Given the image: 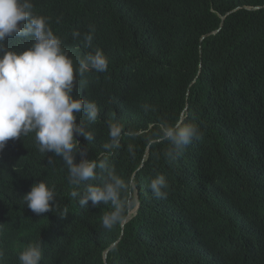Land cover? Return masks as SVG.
<instances>
[{"label": "trees", "instance_id": "16d2710c", "mask_svg": "<svg viewBox=\"0 0 264 264\" xmlns=\"http://www.w3.org/2000/svg\"><path fill=\"white\" fill-rule=\"evenodd\" d=\"M32 3L74 69L78 57L96 48L108 58L106 72L77 78L73 97L95 101L99 117L90 126L93 141L74 138L88 149L85 158L107 156L109 167L130 182V207L137 193L139 209L122 229L104 230L101 217L111 205L89 201L81 208L79 197L70 196L100 184L99 176L74 188L62 159L39 153L33 135L10 139L0 152L6 264H19V253L40 241V264H264V0ZM90 25L95 32L86 48L80 41ZM74 31L80 38L73 39ZM30 42L9 37L5 45L22 51ZM144 104L155 110L145 112ZM180 118L198 125L202 138L168 161V142H154L155 125ZM109 122L135 137L122 136L120 148L105 150ZM81 158L78 153L76 162ZM160 174L169 185L164 199L148 188ZM41 181L54 189L67 217L56 209L36 216L24 204L22 197Z\"/></svg>", "mask_w": 264, "mask_h": 264}, {"label": "clouds", "instance_id": "9594fccd", "mask_svg": "<svg viewBox=\"0 0 264 264\" xmlns=\"http://www.w3.org/2000/svg\"><path fill=\"white\" fill-rule=\"evenodd\" d=\"M33 9L32 0H0V152L8 140L33 135L39 153H52L62 159L68 182L74 188L99 176L100 184L89 183L83 193L73 190L70 196L79 197L81 208L88 207L89 201L93 207L111 205V210L101 217V227L106 231L117 226L122 229L139 209L137 193L133 196L134 205L130 207L131 202L125 198L130 182H125L114 168L109 167L107 156L95 160L85 158L88 149L82 148L79 140L74 138L75 133L87 142L93 141L90 126L99 117L95 101L83 99L79 94L73 97L77 78L91 71L106 72L108 58L96 48L82 58L78 57L74 69L73 60L64 51L62 41L50 28L48 19L34 14ZM94 32V26L90 25L80 45L91 47ZM72 36L78 39L81 33L74 31ZM9 37H30V46L22 51L10 50L5 45ZM142 107L145 112L155 110L148 104ZM81 114L84 119L77 123ZM155 127L154 142H168L169 146L163 152L168 161L175 159L193 140L202 138L198 125L185 123L183 118L171 124L161 120ZM108 129L109 141L103 144V148L109 152L121 147L122 136L136 135L135 132L124 131L118 123L109 122ZM127 150L135 155L131 144ZM78 153L82 158L77 163ZM48 162H52L51 156ZM148 188L155 198L164 199L169 185L165 176L160 174L149 181ZM22 201L36 216H43L54 209L62 219L68 214L67 209H59L54 189L44 181L34 184ZM41 243L29 244L21 251L19 264H40ZM2 251L0 248V264H6Z\"/></svg>", "mask_w": 264, "mask_h": 264}]
</instances>
